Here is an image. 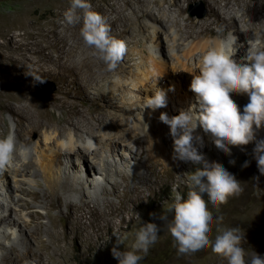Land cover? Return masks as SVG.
Returning a JSON list of instances; mask_svg holds the SVG:
<instances>
[{"label": "bare ground", "instance_id": "6f19581e", "mask_svg": "<svg viewBox=\"0 0 264 264\" xmlns=\"http://www.w3.org/2000/svg\"><path fill=\"white\" fill-rule=\"evenodd\" d=\"M152 2L161 10L157 13L148 10L151 18L173 17L157 0ZM210 2L211 10L220 14L224 27L237 38L234 59L248 63L242 59L248 47L258 42L264 44V0ZM168 3L177 10L181 8L178 0ZM56 21H46L45 27L35 33L20 21L23 31L18 38L0 40V105L14 120L18 143L31 149L27 161L17 157L15 167L0 174V264L53 262L45 254L51 240L41 236L42 232H48L54 218L51 206H63L64 210L59 209L57 215L64 212L69 222L81 220L88 213L89 223L100 227L103 222L111 223L115 216L121 220L123 211L130 212L133 204L137 205L154 182L148 172L161 163L162 168L153 170L154 177L159 176L168 166L165 160L173 153V139L169 127L159 120L160 113L179 114L196 103L189 87L192 76L198 74V59L212 43L220 41L219 38L195 41L180 49L181 56L171 51L170 65L154 50L149 60L129 57L127 61H132L129 66L120 64L116 74L108 75L105 65L96 62L89 51H83L80 41L69 39L65 24L62 30L56 29ZM206 29L207 25L202 23L193 32L203 34ZM179 30L182 34L186 31L182 27ZM176 37L170 30L164 36L165 43H174ZM153 45L157 47L156 43ZM40 73L53 75L62 83L56 94L42 102L34 95L29 81L30 76ZM182 78L186 84L181 83ZM154 88L163 90L167 101L173 104L156 109L146 127L142 115L134 113L138 109L137 94L153 95ZM78 94L82 96L81 102L76 101ZM231 95L240 109L239 100L248 98L244 94ZM51 110H58L57 117L50 115ZM6 129L0 118V138L6 135ZM34 131L38 138L32 141L30 134ZM139 131L144 132L142 138H136ZM196 132L203 143L195 146L201 149L210 135L201 128ZM129 137L133 139L128 140ZM98 178L102 184H98ZM128 178L132 181L128 182ZM26 195L31 200L23 197ZM40 209L47 222L40 221ZM245 209L241 219L245 221V230H264V192L248 211ZM245 233L243 246L249 251L250 239ZM54 246L60 248L58 243ZM28 256L35 263H30ZM218 259L213 257L212 263H227L221 257Z\"/></svg>", "mask_w": 264, "mask_h": 264}, {"label": "rangeland", "instance_id": "374dc122", "mask_svg": "<svg viewBox=\"0 0 264 264\" xmlns=\"http://www.w3.org/2000/svg\"><path fill=\"white\" fill-rule=\"evenodd\" d=\"M152 1L88 0L92 6V10L104 14L103 16L106 19H110H107V21L111 26V35L126 42L127 54L120 64L125 63L130 65L132 61H127L129 57H138L137 59H139L141 56L140 58L149 60L151 59V52H156L161 59H164L166 64L170 65V61L173 58L172 54H170L171 51L180 55L183 47H188L195 41L200 42L205 39L210 40L214 38L221 40L229 33L224 27L220 14L218 15L211 10L210 0H178V4L181 6L180 10H177L175 5H169L168 0H157L163 8L173 14V17L170 16L168 20H165L167 18L165 15L161 19L158 18V20L151 18L148 10L154 13L161 10ZM70 3L71 0H0V40L3 37L18 38L19 34H22L23 31L19 27L20 21L23 24L25 23L24 25L28 26L35 33L37 29L45 27L46 21L54 19L55 21L57 20L56 29L62 30V24H65L64 31L69 34V39H77L80 41L79 45L83 51L91 52V49L83 44L79 34L81 25L77 24L73 27L68 26L64 22V12L69 9ZM202 23L207 25L205 33H197L195 35L194 29ZM152 25L156 26V28L153 29ZM179 27H182L183 30L186 29V31L182 34ZM220 28L223 31H218ZM170 30L175 32L177 37L174 43H170V41L165 43L164 36ZM155 43L157 45L156 48L153 45ZM94 60L97 62L95 58ZM168 72H171V70L168 69ZM116 73L117 71L115 70L109 72L108 75ZM38 75L42 76L46 82L40 84L32 76L29 77V81L32 84L34 95L42 102L56 94L62 83L54 78L53 75L41 73ZM181 83L186 84L183 78ZM155 92H158L157 88L152 89V94ZM150 96H148V93H138V109L134 112L138 116L142 115L141 117L146 127L150 123V118L154 116V111L151 109L143 110V104ZM81 97L78 94L76 101L81 102ZM246 97L248 96L246 95ZM188 101L189 97L186 99V102ZM239 101L242 112L244 105L249 102V98L242 97ZM168 102V106H172L173 103L170 104ZM14 103L18 102L15 101ZM115 107L117 108V106ZM164 113H167L169 117L178 114L169 113L168 111H164ZM50 115L57 117L58 110H51ZM0 118L6 124L7 134L10 131V125H14V120L1 105ZM133 121L138 123L136 118H133ZM143 133V131H139L136 134V138H140ZM195 134L199 135V132ZM30 138L32 141L36 140L38 138L37 132H32ZM132 139L128 138V140ZM256 139H264V126L257 131ZM164 143L165 147H168L166 139H164ZM228 147L231 150L230 155L218 149L211 136H209L206 146L197 149L209 162L215 161L221 163L229 172L235 175L244 188L243 193L239 197L230 198L226 204L220 205L219 208H214L209 202L208 207L213 213L214 221L216 217H223L219 225H216L214 222L210 238L214 241L215 236L220 234L217 230L218 228L223 230L229 227H239L242 231L244 230V233H247L245 234L250 239L249 251H254L260 254L261 257H264V230H245V221L242 222L241 220L244 213L243 209L246 208L245 210L248 211L256 197L261 192H264V174L259 172L256 159L253 155L255 141L245 146L237 147L229 145ZM230 161H234V163H230ZM245 161L248 162L247 167L243 166ZM165 162H168V166L159 176L154 177L153 170L155 168H162L163 164L161 163H157L155 167H152V172H148L150 180H154V182L144 191L137 205L133 204L130 212L123 211V218L121 220L118 216H115L111 223L104 224L103 222L98 227L96 223H89V214L85 213V217L81 220L69 222L65 219L64 212L57 215L59 209L64 210L63 206L60 208L55 205L51 206L50 212L54 215V218L49 224L48 232L45 231L41 234L42 238L48 237L51 240L47 245V252L45 253L53 261L50 264H118V261L112 255V248L119 247L121 250H129L135 240V233L143 224L149 222L160 225L161 231L158 241L151 246L148 255L140 261V264H204V262L213 264V257L221 260L220 256L213 253L211 247L190 256L177 254V248L174 246L175 242L167 228L163 227V222L159 219V216L162 214L163 208L166 209L172 202L177 191L181 193L183 190H186L188 192V176L198 165H194L190 161L174 160L173 153H170V157ZM78 167H81V164ZM37 177L40 179L39 176ZM131 181V178H128V182ZM32 187L34 190H38L36 186L33 185ZM23 197L31 200L30 196L26 195ZM112 198L115 199L114 197ZM204 198L207 199L206 194ZM76 212L79 213V211ZM40 213V221L47 222L48 220L42 209H40ZM136 214L139 215L140 222L136 219ZM117 237L123 240V244H117ZM54 243H58L60 248L57 249ZM222 260L224 262V259ZM28 261L35 263L34 259L29 256ZM215 261L216 259L213 262Z\"/></svg>", "mask_w": 264, "mask_h": 264}, {"label": "clouds", "instance_id": "9594fccd", "mask_svg": "<svg viewBox=\"0 0 264 264\" xmlns=\"http://www.w3.org/2000/svg\"><path fill=\"white\" fill-rule=\"evenodd\" d=\"M64 22L73 27L81 25L79 34L83 44L91 49L89 55L105 65L106 71L118 68L127 54V44L111 35L107 19L92 10L88 0H71L69 9L64 12ZM236 41L237 38L228 33L199 57L198 74L192 76L190 82V90L196 96L195 104L171 117L160 113L159 120L169 127L173 139V159L190 161L198 167L188 176L187 197L177 191L159 219L173 238L178 255L190 256L211 247L227 264H246V261L247 264H264V257L245 249L244 232L239 227L218 228L220 234L214 241L210 238L214 222L219 225L223 217H216L214 221L209 202L219 208L230 198L239 197L244 188L234 174L221 163L209 162L195 146L203 143L202 137L194 135L198 127L228 155L231 154L229 145L240 147L255 141L253 155L259 172L264 174V139H256L257 131L264 126V44L258 42L249 46L242 58L248 63H243L234 59ZM32 77L40 84L46 82L42 76ZM231 94L248 96L249 102L242 112ZM166 106V93L159 89L143 104V110L155 111ZM30 153L29 146L18 143L14 125H10V131L0 138V174L15 167L17 157L27 161ZM243 166L247 167L248 162ZM102 183L98 178V184ZM136 219L140 222L138 214ZM160 231L161 226L156 223L143 224L135 233L130 249L113 247V257L118 264H140L158 241ZM117 244H123L120 237H117Z\"/></svg>", "mask_w": 264, "mask_h": 264}, {"label": "trees", "instance_id": "16d2710c", "mask_svg": "<svg viewBox=\"0 0 264 264\" xmlns=\"http://www.w3.org/2000/svg\"><path fill=\"white\" fill-rule=\"evenodd\" d=\"M183 197H187V192H186V190H183L181 193H180Z\"/></svg>", "mask_w": 264, "mask_h": 264}]
</instances>
